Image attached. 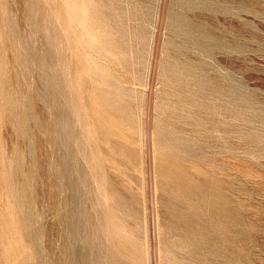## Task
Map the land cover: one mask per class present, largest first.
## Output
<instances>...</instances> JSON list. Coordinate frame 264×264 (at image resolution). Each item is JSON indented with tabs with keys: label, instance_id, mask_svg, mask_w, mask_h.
Masks as SVG:
<instances>
[{
	"label": "rangeland",
	"instance_id": "374dc122",
	"mask_svg": "<svg viewBox=\"0 0 264 264\" xmlns=\"http://www.w3.org/2000/svg\"><path fill=\"white\" fill-rule=\"evenodd\" d=\"M0 78V264H264V0H0Z\"/></svg>",
	"mask_w": 264,
	"mask_h": 264
},
{
	"label": "bare ground",
	"instance_id": "6f19581e",
	"mask_svg": "<svg viewBox=\"0 0 264 264\" xmlns=\"http://www.w3.org/2000/svg\"><path fill=\"white\" fill-rule=\"evenodd\" d=\"M88 2V1H87ZM74 3V2H73ZM82 8V7H81ZM96 8V7H95ZM77 11V10H76ZM97 11V10H96ZM107 11V10H106ZM105 11V12H106ZM88 13V12H87ZM99 13V12H98ZM77 14V13H76ZM107 15V14H106ZM88 16V15H87ZM77 17V16H76ZM83 17V16H82ZM81 17V18H82ZM90 17V16H89ZM92 17V16H91ZM86 18V17H85ZM102 18V17H101ZM82 20V19H81ZM90 20V19H89ZM82 22H83V20H82ZM41 23V22H40ZM49 23V22H48ZM86 23V22H85ZM87 24V23H86ZM104 24V23H103ZM96 25V24H95ZM85 26V25H84ZM52 27V26H51ZM105 28V27H104ZM86 29H88V28H86ZM119 29V28H118ZM98 30V29H97ZM89 31V30H88ZM93 31V30H92ZM96 31V30H95ZM122 31V30H121ZM87 32V31H86ZM123 32V31H122ZM62 33V32H61ZM60 33V34H61ZM90 34V33H89ZM99 34V33H98ZM101 34V33H100ZM103 34V33H102ZM108 35V34H107ZM104 36H105V34H104ZM108 36H110V35H108ZM112 37V36H111ZM92 38V37H91ZM94 38V37H93ZM99 38V37H98ZM109 39V38H108ZM53 40V39H52ZM98 40V39H97ZM113 40V39H112ZM54 41V40H53ZM103 41V40H102ZM108 41V40H107ZM101 42V41H100ZM109 42V41H108ZM115 43V42H114ZM129 43V42H128ZM111 44H113V43H110V46H111ZM124 44V43H123ZM115 45H117V44H115ZM119 45V44H118ZM126 45V44H125ZM106 46V45H105ZM103 48V47H102ZM125 48V47H124ZM115 49V48H114ZM106 50V49H105ZM122 50V49H121ZM26 51V50H25ZM120 51V50H119ZM113 52V51H112ZM111 56V55H110ZM124 57V56H123ZM177 69V68H176ZM105 75V74H104ZM100 76V75H99ZM101 77V76H100ZM2 78V77H1ZM0 78V79H1ZM104 80V79H103ZM2 80H0V82H1ZM96 81V80H95ZM105 81H106V79H105ZM102 82V81H101ZM106 83V82H105ZM107 85V84H106ZM6 99V98H5ZM112 99V98H111ZM109 102V101H108ZM109 106H111V105H109ZM113 106V105H112ZM94 107V106H93ZM162 130V129H161Z\"/></svg>",
	"mask_w": 264,
	"mask_h": 264
}]
</instances>
